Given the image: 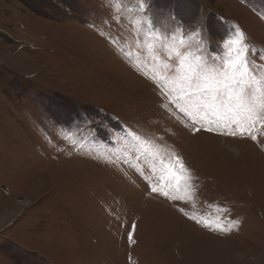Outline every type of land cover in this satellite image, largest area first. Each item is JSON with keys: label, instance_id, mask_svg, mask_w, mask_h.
Instances as JSON below:
<instances>
[{"label": "rangeland", "instance_id": "obj_1", "mask_svg": "<svg viewBox=\"0 0 264 264\" xmlns=\"http://www.w3.org/2000/svg\"><path fill=\"white\" fill-rule=\"evenodd\" d=\"M140 2L0 0V264H264V128L194 132L145 51L152 25L206 23L205 56L239 27L260 65L264 0ZM128 130L183 157L195 198L180 207L231 230L149 196Z\"/></svg>", "mask_w": 264, "mask_h": 264}, {"label": "snow or ice", "instance_id": "obj_2", "mask_svg": "<svg viewBox=\"0 0 264 264\" xmlns=\"http://www.w3.org/2000/svg\"><path fill=\"white\" fill-rule=\"evenodd\" d=\"M145 0H141L140 12L145 11ZM207 28L202 23L198 30L185 35L179 27L176 30L155 31L145 51L150 54V62L159 65L152 80L160 88V94L168 108L186 118L201 130L226 136L248 137L258 140L254 134L257 126L264 128V63L257 65L249 59L255 54L254 46L247 42L246 34L239 29L222 44V53L205 56L203 32ZM264 62V53L260 54ZM175 61L173 64L172 62ZM163 106V105H162ZM187 126V125H185ZM73 145L80 138L67 136ZM126 139L135 146L136 165H131L148 188L151 197L162 198L174 206L187 219L214 231H230L224 228L217 216L209 220L199 215H189L184 207L195 198L196 177L187 167L182 156L167 146L154 143L135 131L128 130ZM127 157H125V160ZM106 163H115L109 159ZM153 177L157 179L154 181ZM227 212V209H218ZM136 224H132L128 238L133 240Z\"/></svg>", "mask_w": 264, "mask_h": 264}]
</instances>
